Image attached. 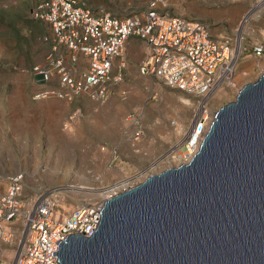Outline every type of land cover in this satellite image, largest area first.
<instances>
[{
	"label": "rangeland",
	"instance_id": "1",
	"mask_svg": "<svg viewBox=\"0 0 264 264\" xmlns=\"http://www.w3.org/2000/svg\"><path fill=\"white\" fill-rule=\"evenodd\" d=\"M35 1L0 0V179L24 173L26 204L46 189L61 188L58 213L66 217L84 202L103 205L117 182L130 188L151 174L180 165L198 98L142 74L138 59H116L113 77L119 79L112 81L106 102L88 95L34 98L43 86L32 68L46 61L50 45L45 37L51 33L47 24L32 16ZM259 1L167 0L162 6L170 15L205 21L216 37H240L234 83L221 86L208 100L215 113L262 75L264 54L258 57L254 51L257 44L264 46V4L256 8ZM87 3L94 10L129 17L142 14L149 0ZM123 61L126 67L120 71ZM57 85L54 78L51 86ZM127 126L135 132L141 129V137L122 139L116 153L101 142L123 133ZM97 149L101 154H94ZM2 255V264L13 260L11 252L5 262L4 251Z\"/></svg>",
	"mask_w": 264,
	"mask_h": 264
},
{
	"label": "built area",
	"instance_id": "2",
	"mask_svg": "<svg viewBox=\"0 0 264 264\" xmlns=\"http://www.w3.org/2000/svg\"><path fill=\"white\" fill-rule=\"evenodd\" d=\"M166 4L167 0H149L142 14L121 17L92 9L87 0H36L31 14L47 24L51 33L45 37L50 45L46 61L32 68L43 86L34 98L88 95L106 102L112 81L119 79L113 77L116 59L122 56L127 40L137 37L148 51L140 72L198 98L182 148V163H188L199 151L216 115L209 98L236 79L240 37H216L205 21L163 12ZM254 51L261 57L264 46L257 44ZM125 67L123 61L118 68L122 71ZM54 78L58 80L55 87L51 86ZM141 135L138 129L133 137ZM24 186L22 172L0 179V264L3 251L4 262L8 252L13 254L10 264H61L59 256L53 255L58 244L72 234L92 236L103 205L84 202L60 217L57 198L61 188L46 189L26 204ZM119 188L129 187L123 181L111 185L108 198L123 191H117Z\"/></svg>",
	"mask_w": 264,
	"mask_h": 264
},
{
	"label": "water",
	"instance_id": "3",
	"mask_svg": "<svg viewBox=\"0 0 264 264\" xmlns=\"http://www.w3.org/2000/svg\"><path fill=\"white\" fill-rule=\"evenodd\" d=\"M61 264H264V69L215 115L199 151L108 198Z\"/></svg>",
	"mask_w": 264,
	"mask_h": 264
},
{
	"label": "crops",
	"instance_id": "4",
	"mask_svg": "<svg viewBox=\"0 0 264 264\" xmlns=\"http://www.w3.org/2000/svg\"><path fill=\"white\" fill-rule=\"evenodd\" d=\"M147 45L146 43L137 38V37H131L127 40L124 51H123V60H127V58H134V59H138V63H142V59H145L146 55H147ZM141 60V62H140ZM132 133V135H131ZM135 133L134 130H132V127H126L124 132L122 133L120 131L118 136H121L120 138H118V136L114 135V137H112V139H108L105 138L103 141L98 140V142H103L104 144H106L107 146H110L114 152L116 153V150H120L121 149V145H122V139H131V136H133ZM121 139V140H120ZM94 154H101V152L99 151V149H97V151ZM121 171H125V168L120 166ZM102 177V176H101Z\"/></svg>",
	"mask_w": 264,
	"mask_h": 264
},
{
	"label": "bare ground",
	"instance_id": "5",
	"mask_svg": "<svg viewBox=\"0 0 264 264\" xmlns=\"http://www.w3.org/2000/svg\"><path fill=\"white\" fill-rule=\"evenodd\" d=\"M263 4H264V0H260L259 2H258V4H257V6H256V8L257 7H260V6H263ZM255 8V9H256ZM249 17V15L247 16V18ZM190 101V100H189ZM191 102V101H190ZM190 102H188L187 101V104H189ZM177 146H180V143H177ZM175 153V151L173 152V154ZM124 183V182H123ZM78 188H86L87 189V187H83V186H78ZM92 189V188H91ZM121 188H119V189H117V191H119ZM121 190H123V189H121ZM93 191V190H92ZM91 191V192H92ZM108 194H110V192L108 193ZM92 195V194H91Z\"/></svg>",
	"mask_w": 264,
	"mask_h": 264
}]
</instances>
